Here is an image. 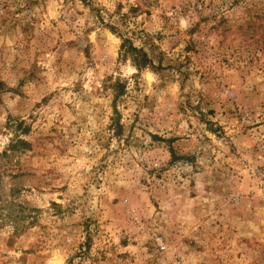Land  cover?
<instances>
[{
	"label": "rangeland",
	"instance_id": "1",
	"mask_svg": "<svg viewBox=\"0 0 264 264\" xmlns=\"http://www.w3.org/2000/svg\"><path fill=\"white\" fill-rule=\"evenodd\" d=\"M0 264H264V0H0Z\"/></svg>",
	"mask_w": 264,
	"mask_h": 264
},
{
	"label": "trees",
	"instance_id": "2",
	"mask_svg": "<svg viewBox=\"0 0 264 264\" xmlns=\"http://www.w3.org/2000/svg\"><path fill=\"white\" fill-rule=\"evenodd\" d=\"M137 62H139V63H144L145 62V60H143V58H141V56L140 57H138V56H135V58H134ZM145 59V58H144Z\"/></svg>",
	"mask_w": 264,
	"mask_h": 264
}]
</instances>
